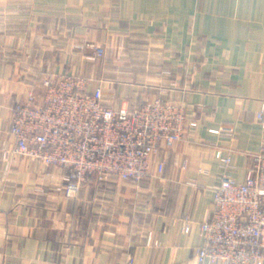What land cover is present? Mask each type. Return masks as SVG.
<instances>
[{"label": "crops", "instance_id": "crops-1", "mask_svg": "<svg viewBox=\"0 0 264 264\" xmlns=\"http://www.w3.org/2000/svg\"><path fill=\"white\" fill-rule=\"evenodd\" d=\"M87 43L103 59L85 62ZM51 73L85 75L114 109L166 98L198 126L160 174L153 158L139 183L92 180L67 198L61 169L3 159L11 104ZM263 105L264 0H0V264H195L214 151L231 153L243 181L245 154L264 145ZM219 127L233 135L209 132Z\"/></svg>", "mask_w": 264, "mask_h": 264}, {"label": "built area", "instance_id": "built-area-1", "mask_svg": "<svg viewBox=\"0 0 264 264\" xmlns=\"http://www.w3.org/2000/svg\"><path fill=\"white\" fill-rule=\"evenodd\" d=\"M84 48L89 50L85 61L103 59L101 46L87 43ZM89 83L82 74H45L9 108L13 144L3 152V159L26 158L61 169L57 190L67 198H75L92 180L139 183L149 176L153 158L160 174L170 149L198 126L194 114L166 98L114 109L103 101L102 88L90 91ZM197 111L206 114L202 108ZM256 117L264 121V105ZM209 132L233 135L228 127ZM214 157L220 175L208 215L199 223L195 264H264V145L255 154H245L243 181L231 174L238 165L230 152L218 148ZM186 166L184 162L182 167ZM190 185L199 186L193 181ZM181 229L190 231L187 218Z\"/></svg>", "mask_w": 264, "mask_h": 264}, {"label": "rangeland", "instance_id": "rangeland-1", "mask_svg": "<svg viewBox=\"0 0 264 264\" xmlns=\"http://www.w3.org/2000/svg\"><path fill=\"white\" fill-rule=\"evenodd\" d=\"M84 60V59H83ZM85 62H87V61H85ZM96 62H98V61H96Z\"/></svg>", "mask_w": 264, "mask_h": 264}]
</instances>
